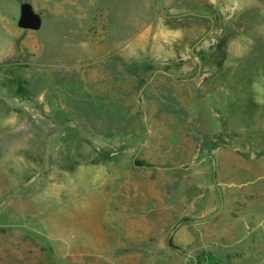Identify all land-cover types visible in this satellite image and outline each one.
I'll return each instance as SVG.
<instances>
[{
	"label": "rangeland",
	"instance_id": "1",
	"mask_svg": "<svg viewBox=\"0 0 264 264\" xmlns=\"http://www.w3.org/2000/svg\"><path fill=\"white\" fill-rule=\"evenodd\" d=\"M0 264H264V0H0Z\"/></svg>",
	"mask_w": 264,
	"mask_h": 264
},
{
	"label": "water",
	"instance_id": "2",
	"mask_svg": "<svg viewBox=\"0 0 264 264\" xmlns=\"http://www.w3.org/2000/svg\"><path fill=\"white\" fill-rule=\"evenodd\" d=\"M40 20L38 15L32 11L31 8L26 7L24 8V11L22 12V18L20 21V26L26 30H36L39 28ZM202 39L197 42L196 45H198Z\"/></svg>",
	"mask_w": 264,
	"mask_h": 264
}]
</instances>
